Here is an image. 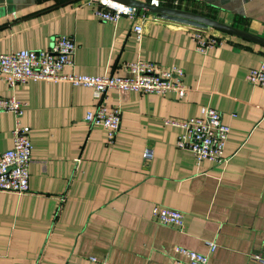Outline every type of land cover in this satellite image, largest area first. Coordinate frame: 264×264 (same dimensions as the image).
Listing matches in <instances>:
<instances>
[{
    "label": "crops",
    "instance_id": "obj_1",
    "mask_svg": "<svg viewBox=\"0 0 264 264\" xmlns=\"http://www.w3.org/2000/svg\"><path fill=\"white\" fill-rule=\"evenodd\" d=\"M89 1L0 0V54L47 49L69 36L76 49L66 74L127 76L123 64L141 60L180 68L189 91L178 100L109 90L107 107L120 111L121 122L108 144L102 126L85 122L90 89L28 81L12 90L0 78V97L24 105L32 144L28 192H0V264H186L176 247L207 255V264H258L251 256L264 258V87L246 75L264 47L226 35L199 53L192 27L143 12L144 22H103ZM139 1L264 37V0ZM204 106L230 128L224 166L197 165L176 147L180 130L164 124L199 116ZM13 124V114L0 113V154L12 146ZM154 206L182 212V229L154 221Z\"/></svg>",
    "mask_w": 264,
    "mask_h": 264
},
{
    "label": "built area",
    "instance_id": "obj_2",
    "mask_svg": "<svg viewBox=\"0 0 264 264\" xmlns=\"http://www.w3.org/2000/svg\"><path fill=\"white\" fill-rule=\"evenodd\" d=\"M94 5V16L107 23L116 24L122 16L144 22L146 15H140L135 9L120 5L116 7L107 0H90ZM111 3V4H110ZM158 5L157 2H151ZM119 5V4H118ZM192 29L195 49L204 53L207 49L219 46L226 41L223 33L214 34L209 30ZM137 39L142 36L141 24L133 27ZM76 45L69 36H57L47 49L19 50L9 54H0V78L10 89L28 81H44L49 83L66 82L74 87H85L91 90L94 106L85 115V122L90 126H102L106 130L107 143L113 144L118 134L121 113L116 108H108L106 94L115 89L121 93L137 92L149 95L175 94L178 100L184 98L189 91L184 85V72L180 68L164 69L152 62L135 61L124 63L122 68L127 76L103 75L98 77L66 74L64 69L73 64ZM250 85L264 87V59L256 69L246 75ZM0 113H11L14 116L12 129V146L0 154V192L23 195L29 189V165L32 161V144L30 128L22 123L24 105L14 97H0ZM164 124L180 130L176 139V147L193 154L195 163L203 161L224 166L228 158L224 154L230 133L228 125L223 123L222 114L210 107H202L200 115L184 120L165 119ZM152 158V150L146 148L143 153L144 162ZM151 218L159 224L182 229L184 215L182 212L154 206ZM209 252L215 249L214 243H208ZM174 252L185 259L186 264H207V255L185 248L176 247ZM258 264H264V258L251 256ZM93 262L96 260L91 258ZM105 264V263H104Z\"/></svg>",
    "mask_w": 264,
    "mask_h": 264
},
{
    "label": "water",
    "instance_id": "obj_3",
    "mask_svg": "<svg viewBox=\"0 0 264 264\" xmlns=\"http://www.w3.org/2000/svg\"><path fill=\"white\" fill-rule=\"evenodd\" d=\"M112 3L135 9L138 13L143 12L155 16L157 19L185 25L202 30H215L228 36H233L264 47V37L238 29L207 16L194 12L156 5L147 1L139 0H107Z\"/></svg>",
    "mask_w": 264,
    "mask_h": 264
},
{
    "label": "bare ground",
    "instance_id": "obj_4",
    "mask_svg": "<svg viewBox=\"0 0 264 264\" xmlns=\"http://www.w3.org/2000/svg\"><path fill=\"white\" fill-rule=\"evenodd\" d=\"M111 4V3H110ZM112 5H114V6H116V7H119V8H123V7H121L120 5H118V4H112Z\"/></svg>",
    "mask_w": 264,
    "mask_h": 264
}]
</instances>
